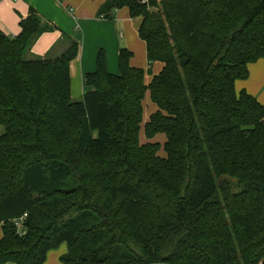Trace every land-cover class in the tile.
Masks as SVG:
<instances>
[{"label": "trees", "instance_id": "obj_1", "mask_svg": "<svg viewBox=\"0 0 264 264\" xmlns=\"http://www.w3.org/2000/svg\"><path fill=\"white\" fill-rule=\"evenodd\" d=\"M124 7L148 67L122 46L110 73L100 49L77 100L75 40L24 59L54 29L34 9L0 32V264H42L62 243L63 264H264V104L235 90L264 58V0H104L96 15Z\"/></svg>", "mask_w": 264, "mask_h": 264}, {"label": "crops", "instance_id": "obj_2", "mask_svg": "<svg viewBox=\"0 0 264 264\" xmlns=\"http://www.w3.org/2000/svg\"><path fill=\"white\" fill-rule=\"evenodd\" d=\"M103 1L0 0V32L10 36L18 34L20 18L34 9L42 21L54 29L45 31L34 39L26 52L28 56L55 58L67 49L70 39L75 40L78 52L69 64V77L70 97L77 100L92 89L85 84V75L95 70L96 55L100 49L105 53L106 68L110 73H118V52L122 46L132 52L131 66L143 69L148 67L145 43L137 32L140 18H131L125 7L117 10L111 19L98 17L96 13ZM162 66L159 61L153 62L152 73L145 75V83ZM248 70L246 79L235 81V90L238 92L244 89L264 104V58L248 64ZM1 236L0 222V238ZM56 250H49L42 264H63L60 256L66 253L67 247Z\"/></svg>", "mask_w": 264, "mask_h": 264}, {"label": "rangeland", "instance_id": "obj_3", "mask_svg": "<svg viewBox=\"0 0 264 264\" xmlns=\"http://www.w3.org/2000/svg\"><path fill=\"white\" fill-rule=\"evenodd\" d=\"M26 52H27V50H26L25 53H24V59L29 60V59L34 58V57H32V56H28V54H27ZM147 75H148V74H146V76H147ZM142 107H143V112H142V120H141V123H140L139 138H140V142L143 143V142L147 141V139L144 137V134H143V125H144V122L147 120L149 114H150L151 112H153V111L156 109V108H155V105H154V104L152 103V101L150 100V96H149V92H148V91L145 92V95H144V97H143V100H142ZM164 140H165V136H164L163 133H158V134H156V135L151 139V141H157V142H159V144H160L159 154H160V155H163V154H164V152H163V147H162V145H163V143H164ZM63 246H66V244H65V243H62V244L59 245L57 248H54V249H52V250L57 251L56 249H58L59 247H63ZM58 260H59V258H58ZM7 264H15V263H13V262H8Z\"/></svg>", "mask_w": 264, "mask_h": 264}, {"label": "built area", "instance_id": "obj_4", "mask_svg": "<svg viewBox=\"0 0 264 264\" xmlns=\"http://www.w3.org/2000/svg\"><path fill=\"white\" fill-rule=\"evenodd\" d=\"M25 216H26V213H24L20 217H17L11 220L16 228L17 234H19L20 236L24 235V233L26 232L25 227L23 226V220Z\"/></svg>", "mask_w": 264, "mask_h": 264}]
</instances>
